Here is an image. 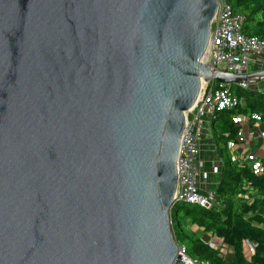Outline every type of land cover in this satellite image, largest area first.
<instances>
[{"label": "water", "instance_id": "water-1", "mask_svg": "<svg viewBox=\"0 0 264 264\" xmlns=\"http://www.w3.org/2000/svg\"><path fill=\"white\" fill-rule=\"evenodd\" d=\"M216 0H0V264H188L176 157Z\"/></svg>", "mask_w": 264, "mask_h": 264}, {"label": "built area", "instance_id": "built-area-1", "mask_svg": "<svg viewBox=\"0 0 264 264\" xmlns=\"http://www.w3.org/2000/svg\"><path fill=\"white\" fill-rule=\"evenodd\" d=\"M243 17L236 13L229 0H216L214 20L209 31L207 53L203 63L210 71L233 75H248L264 71V40L246 37L241 33ZM257 77L251 78L256 81ZM250 83L219 84L201 80L194 107L180 137L176 157V192L178 203L197 206L204 210L217 207L214 186L220 172L212 145V122L216 113L235 109L242 104L234 89L249 90ZM260 90V89H258ZM238 128L235 139L227 143L233 161L244 159L253 175L264 174V114L247 113L231 118ZM211 152V163L206 166L204 151ZM210 183V184H208ZM209 245L225 255L222 240L213 236ZM179 256L188 264H207L191 261L185 248L177 246ZM247 259L254 245L245 241Z\"/></svg>", "mask_w": 264, "mask_h": 264}, {"label": "trees", "instance_id": "trees-1", "mask_svg": "<svg viewBox=\"0 0 264 264\" xmlns=\"http://www.w3.org/2000/svg\"><path fill=\"white\" fill-rule=\"evenodd\" d=\"M229 2L243 17L241 33L264 40V0ZM234 93L242 104L216 113L211 127L214 157L220 161L214 186L217 207L204 210L189 205L181 211L177 206L171 211L174 240L196 263L264 264V174L253 175L244 159L233 161L227 150V143L235 139L238 130L231 118L247 113L264 114V90L235 88ZM213 236L222 240L227 248L225 255L210 247L208 242ZM245 241L254 245L249 259L243 250Z\"/></svg>", "mask_w": 264, "mask_h": 264}, {"label": "rangeland", "instance_id": "rangeland-1", "mask_svg": "<svg viewBox=\"0 0 264 264\" xmlns=\"http://www.w3.org/2000/svg\"><path fill=\"white\" fill-rule=\"evenodd\" d=\"M233 89L235 90V87H233ZM249 89H253V90H255V89L264 90V80H261L259 82H254L252 84H249ZM208 184H210V183H208ZM177 206L180 208L181 211L184 210V209H186V208H189L190 207L188 204L178 203L177 205H174L173 208H176ZM173 223L175 224V219L174 218H173Z\"/></svg>", "mask_w": 264, "mask_h": 264}, {"label": "crops", "instance_id": "crops-1", "mask_svg": "<svg viewBox=\"0 0 264 264\" xmlns=\"http://www.w3.org/2000/svg\"><path fill=\"white\" fill-rule=\"evenodd\" d=\"M204 158L207 159V160H206V166H207V167L210 166L211 163L209 162L208 159L211 158V152H209V150H205V151H204ZM208 163H209V164H208ZM207 164H208V165H207Z\"/></svg>", "mask_w": 264, "mask_h": 264}]
</instances>
